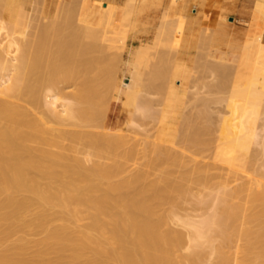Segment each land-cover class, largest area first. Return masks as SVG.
I'll list each match as a JSON object with an SVG mask.
<instances>
[{
    "label": "bare ground",
    "instance_id": "6f19581e",
    "mask_svg": "<svg viewBox=\"0 0 264 264\" xmlns=\"http://www.w3.org/2000/svg\"><path fill=\"white\" fill-rule=\"evenodd\" d=\"M52 2L0 0V264H264V171L251 165L264 148V131L258 130L264 116L257 121L264 109L249 104L253 95L264 98V58L255 56L264 49V18L258 19L264 0L254 2L252 25L244 23L246 52L239 70L232 66L235 55L221 50L233 37L222 0ZM26 14L32 16L23 23ZM210 24L218 47L207 55L216 57L212 61L219 62L224 79L211 62L210 74L217 68L214 75L222 78L209 88L225 90L229 73L247 81L239 89L245 90L241 106L243 98L233 106L227 95L217 96L232 104L229 114L235 118V129L228 110L218 118L217 130L228 122L223 128L235 132L228 135L220 127L228 135L221 144L229 145L224 150L219 144L224 152L211 150L216 157L220 150L214 159L223 154L224 161L231 146L234 154L219 168L225 175L210 169L212 154L200 162L194 153L186 157L159 142L173 144L178 121L189 118L180 117L188 93L194 92L192 102L214 96L190 88L197 77L191 65L202 53L200 36ZM195 66L201 69L199 62ZM157 93L163 104L158 126L167 131L149 147L143 138L109 126L112 105L127 107L133 122L131 113L147 115L150 109L146 94ZM98 104L104 110L97 111ZM203 112L192 113L201 119ZM191 127L177 139L196 153L216 139V132L211 137L207 131L206 141L201 127ZM207 145L203 151L213 147ZM214 172L219 181H211ZM191 196L194 206L202 202L211 210L181 212ZM36 232L42 235L32 236Z\"/></svg>",
    "mask_w": 264,
    "mask_h": 264
},
{
    "label": "rangeland",
    "instance_id": "374dc122",
    "mask_svg": "<svg viewBox=\"0 0 264 264\" xmlns=\"http://www.w3.org/2000/svg\"><path fill=\"white\" fill-rule=\"evenodd\" d=\"M57 0H55V2H56ZM242 2V0H222V4L223 5H225L226 6V13H227V19H226V23H227V30L230 32V33H232L233 34V37H230V38H227V40H225V42H223V44H222V47H221V50L224 52V53H233L235 56H234V60H233V62H232V66H233V68L235 69V70H239L240 68H242L243 66H244V59H243V57H244V54H245V52H246V45H245V38L243 37V36H241L242 35V32L244 31L243 30V28L246 26V24H244V23H246V21H247V24L249 23V24H251L252 25V21L253 20H255L254 19V17H255V15H254V17H253V14L252 13H254V12H256V14H257V12L258 11H255V9L252 7V8H249V10L251 11V16H250V18H249V20H247L245 17H243L242 16V13L239 11V6H241V2ZM55 2H52V7L53 6H55L54 4H55ZM225 2V3H224ZM254 2H255V0H254ZM253 6H254V4H253ZM263 10H264V8H263ZM262 10V12L261 13H259V15H258V19L260 18V20L262 19V18H264L263 17V13H264V11ZM255 14V13H254ZM31 16L32 15H29V14H26L25 15V18H24V21H23V23H26L27 21H29V19L31 18ZM232 20V21H231ZM241 20V21H240ZM228 21H230V22H228ZM245 21V22H244ZM157 22V17H154V20H153V24L154 23H156ZM241 22V23H240ZM252 22V23H251ZM22 23V24H23ZM209 27L210 28H207L208 30V32H203V34H201V36H200V43H201V46H203V47H201L200 48V50H201V52L202 53H200L199 55H197L196 56V58H198L197 60H199L198 62H199V69L200 70H198L197 68H198V66L196 67L195 66V64H197L198 62H193V61H197V60H189V63H191L192 64V62L194 63L193 65H191L192 67H193V69H194V77L195 76H197V77H195L193 80H192V83H191V85H193V87L191 86L190 88H194V90L193 91H195L196 92V90H198L197 92L198 93H200V95H205V96H208V95H211L210 93H212L214 96L212 97V99L213 98H215V99H217L218 101H216V100H211L210 101V96H209V98L208 99H206V100H208V101H206V100H200V99H195L193 102H192V100L195 98V97H192V96H194V92L192 93L191 91H192V89H190L189 88V92H191V94L190 93H188V96L186 97L187 99H185L186 101H185V106H186V104H187V106L188 107H186V108H188L189 110H187V109H185V106L183 105V110H185L186 112H184V113H182L183 112V110H181V113H182V116L180 115V113L178 114V119H179V115H180V117H181V120L183 121V120H185V118L184 117H189L190 118V122H196L195 124H193V123H191V124H189L190 122L188 121V119L189 118H187V120L185 121V123H183V122H181L180 120L178 121L179 122V125H178V127H176V129H174V130H177V128H178V130H180V131H175V133H177V134H175L174 135V143L173 144H170V143H167V142H162V141H159L162 145H168V146H171V147H173V149L174 150H176V151H178V152H180V153H182L183 155H185L186 157L187 156H189V155H191L192 153H194L195 154V157H196V159H198L200 162H208V160L210 161V157L211 156H213V159L217 156V154H216V152H217V150L216 149H214V147L215 146H218V147H220L219 146V144H221V142L223 141V142H225V140L227 141V136L229 135V133L231 134V132H232V130L231 129H229V130H226L227 128H229L228 126H230V125H232V124H234L233 122H235V120L233 121V119H235L233 116L234 115H232V117L233 118H231L230 116H231V114L233 113L232 112V108H230V106L232 107V104L233 103H235L236 102V100L237 99H240V98H243V99H240V100H242V101H240V100H238V106L240 105H242L243 103L242 102H244V96H239V95H243V94H241V93H243L242 91H244L245 92V90H240L239 91V89L240 88H242V89H245V86L247 85V81L246 80H241V78L239 77V75L237 74H232V73H229V74H226L225 75V80L224 81H226L225 83L228 85V86H226L225 85V90H228V91H226L225 92V90H223V91H220L221 89H223V87H221V89H219L217 86V89L216 88H213V89H210L209 88V84L211 85V83H213V82H218V81H220V79L224 76V74L222 73L221 74V72H220V69H221V65L220 64H218L219 62H217V61H212L213 59H215L216 57H214L213 55H210V56H208L207 54H208V52L209 51H211L212 49H214V48H217L218 47V44H216V43H214V42H212L211 41V36H212V32H211V29H212V25L210 24L209 25ZM232 30V31H231ZM210 31V32H209ZM255 56L256 57H259V59H262V58H264V49L263 50H261V51H259V52H257L256 54H255ZM203 57V58H202ZM200 58H201V60H203L204 62H205V64H203V61H201L200 60ZM208 58H210V59H208ZM206 59H208V60H206ZM202 62V64H201V62ZM207 62V63H206ZM209 62V63H208ZM213 64H212V63ZM262 62H264V61H262ZM214 63H215V65H214ZM208 64V65H207ZM209 64H212L213 65V67L214 66H218V69H219V71H217V72H220V75L222 76V77H220V75L218 74V76H215L214 75V72H215V74H217V72L215 71L217 68H213V72H212V74H210V68H209ZM203 65H205V67L206 68H208V70H209V72L206 70V71H204L205 69H203L202 67H204ZM195 66V67H194ZM117 68V67H116ZM96 69H97V67H96ZM217 69V70H218ZM195 70H197V71H200V72H197V73H199V74H197L196 72H195ZM203 74V77H201L200 76V74ZM201 74V75H202ZM209 74V77L208 76H204V75H208ZM230 74H232V75H230ZM212 75H214L213 76V79H211L210 80V78H212ZM232 76V78L231 79H233V80H228V79H230V76ZM241 77H243V75L241 76ZM219 79V80H216V79ZM226 78H228V79H226ZM238 78H240V79H238ZM197 79V80H196ZM223 79H224V77H223ZM207 80H208V82H207ZM195 81V82H194ZM199 81V82H198ZM223 81V82H224ZM237 82V83H235V82ZM197 82V83H196ZM222 82V83H223ZM229 84H228V83ZM231 82L233 83L232 85H231ZM193 83H195L196 84V86L193 84ZM203 84V85H201V84ZM234 83L236 84V85H234ZM240 84V85H238V87H237V84ZM198 84V85H197ZM205 84V85H204ZM208 84V85H207ZM223 85V84H222ZM230 85V86H229ZM234 85V86H233ZM212 86V85H211ZM210 86V87H211ZM215 86V85H214ZM221 86V85H220ZM195 87H196V89H195ZM198 87V88H197ZM228 87V88H227ZM229 87H231V89L229 88ZM234 87V88H233ZM201 91H200V90ZM219 89V90H218ZM191 90V91H190ZM211 90V91H210ZM214 90V91H213ZM217 90L219 91V95H218V93H217ZM238 90V91H237ZM213 91V92H212ZM216 91V93H214ZM223 92V93H222ZM236 92H237V94H236ZM239 92V93H238ZM209 93V94H208ZM234 93V94H233ZM160 94V93H159ZM229 94H230V96H229ZM147 95V97L148 98H150V102H151V104L153 105V106H151V104H150V113H149V110H148V112L146 113L147 115H145V114H139V113H137V112H133V113H131L132 115V120H133V122L131 121L130 122V118H128V115L130 114L129 113V111L127 110V107L125 108V106H123V108H122V105L119 103V104H117V105H112V107L110 108V112H112V114H110V119H109V121H108V124H109V126H111L114 130L116 129V128H121V131L120 132H124V133H126V134H128L127 132H129V134H131V135H133V136H131V137H140L141 138V140H142V138H143V142L144 143H146V145L149 147L151 144H152V142L153 141H157V136L159 135V132L160 131H167V129H162L160 126H161V123H160V118L158 119V118H156V117H160V109H161V107H162V102H161V99H159L158 97H160V95L158 96V93L157 94H146ZM221 95H224L225 97H226V95H227V99L229 98V100H233V102L231 101L230 103H232V104H229L228 105V107L230 108H228L227 106H226V103L228 104V102L226 101V100H224V96L223 97H217V96H221ZM233 95V96H232ZM236 95H237V97H236ZM191 96V97H190ZM229 96V97H228ZM190 97V98H189ZM255 97L257 98V96H254L253 95V97H251L252 98V100H251V102L249 103V99H248V103L249 104H251L252 105V103H254L253 104V109H255V110H257V109H259V108H261V109H259V110H263L264 109V98L263 99H259V98H262V97H260L259 96V98L258 99H255ZM264 97V96H263ZM193 98V99H192ZM235 98H237L236 100H234ZM159 99V100H158ZM188 99L189 100H191V101H189L188 102ZM152 100V101H151ZM158 100V101H157ZM228 100V101H229ZM159 101L161 102V104L159 103ZM196 101V102H195ZM198 101V102H197ZM205 101V102H204ZM210 101V102H209ZM235 101V102H234ZM239 101H240V103H239ZM153 102V103H152ZM154 102H156V103H154ZM201 103V104H200ZM205 103V104H204ZM210 105H209V104ZM247 103V104H248ZM190 106H189V105ZM197 104V105H196ZM200 104V105H199ZM99 106H98V108L100 107V109H97V111L98 110H104V107H103V105H100V104H98ZM191 105H192V107H191ZM199 105V106H198ZM204 105V106H203ZM206 105V106H205ZM203 108V109H199V108H201V107ZM233 106H235V104H233ZM103 107V108H102ZM155 107V108H154ZM159 107V108H158ZM197 107V108H196ZM199 107V108H198ZM207 108V111H205L206 110V108ZM102 108V109H101ZM194 108V109H193ZM212 110H211V109ZM196 109H199V110H196ZM217 109V110H216ZM226 109V110H225ZM202 111V110H204V112H207V116L209 117H207L206 115L205 116H201L202 118L200 119V114L198 115L197 113H192V112H197V111ZM223 110V111H222ZM228 110V111H227ZM229 110H230V112H232L231 114H229L230 112H229ZM190 111H191V113H190ZM213 111V112H212ZM215 111V112H214ZM218 111V112H217ZM225 111H227V115H229V119L230 120H228V119H226V120H228V121H230L229 123H231L230 125L228 124V122H226L227 124H220V126H219V129L218 130H220L221 131V133L217 130V127H218V122L220 121L219 119L221 118L220 116H222L223 114V116H226V114H225ZM258 111V110H257ZM123 112L125 113V114H123ZM154 114H153V113ZM204 112H203V114H204ZM101 113L103 114V112H99L98 113V115H101ZM120 113V114H119ZM152 113V114H151ZM188 113H190L189 115H188ZM198 113H200V112H198ZM210 113V114H209ZM221 113V114H220ZM193 114H194V116H199V119L200 120H203L202 121V123L203 124H200L198 121H200L198 118H195V119H192V117L194 118V116H193ZM202 114V115H203ZM154 115H156L155 117H154ZM190 115L192 116V117H190ZM211 116V117H210ZM214 116V117H213ZM219 116V117H218ZM264 115H263V113H261V114H259V117H258V122H263V119H261L262 117H263ZM100 117V116H99ZM207 117V118H206ZM216 117V118H215ZM228 117V116H227ZM219 118V119H218ZM197 119V120H196ZM204 119H206V120H204ZM209 119V120H208ZM217 122V124H216V122L214 121V120ZM138 120V121H137ZM210 120H211V123H210ZM219 120V121H218ZM231 120L233 121V122H231ZM101 121H102V119L99 121L100 122V124H99V122H98V124L99 125H101ZM204 121H206V122H204ZM212 121H213V123H212ZM125 122H126V124H125ZM158 122V123H157ZM177 122V123H178ZM188 122V124L190 125V126H192L191 128H192V130L193 131H197V129L199 128V127H201V128H199L200 129V132H201V130L202 131H204V134L205 135H207L206 136V141H207V137H210L209 136V134L211 135V137H212V134H214L215 132V135H214V137H212L213 139L216 137V139H214V140H212V142L214 141V143H216V144H212V142L211 143H209V142H207L208 144H211V145H207V144H204L203 146H204V148L203 149H205V146L207 145L208 147H210V146H213V147H210L209 149H207L206 148V150H204V151H206V152H204L203 151V149H201L202 151H199V152H197L196 153V151H195V149H194V146L193 147H191V145H189L186 141H184V142H181L180 140H182L181 138H182V136H181V134L183 133H185V129L188 127L189 128V125L186 127V126H184V130H183V124L185 125L186 123ZM104 123V122H103ZM102 123V124H103ZM176 123V124H177ZM180 123H182L181 125H180ZM198 123V124H197ZM205 123V124H204ZM221 123V122H220ZM260 123H258V124H260ZM126 126H125V125ZM160 124V126H158ZM207 124V125H206ZM203 125H205V126H209L210 127V129H208L207 127L206 128H204L203 127ZM222 125V126H221ZM224 125V126H223ZM226 125H228L227 126V128H223V127H225ZM129 126V127H128ZM177 126V125H176ZM182 128H181V127ZM259 126V125H258ZM195 127L197 128V129H195ZM203 127V128H202ZM220 127H222L223 129H225L226 130V134H228V135H222V128H220ZM233 127V129H235V127H234V125H232L230 128H232ZM97 128H99V126L97 127ZM127 129V130H126ZM162 129V130H161ZM198 129V130H199ZM261 129H263V130H261ZM157 130H158V132H157ZM181 130H182V133H180L181 132ZM187 131L186 132H192V131H190L189 129H186ZM213 130V131H212ZM258 130H259V132L260 133H263V131H264V128H261V126L260 127H258ZM261 130V131H260ZM116 131V130H115ZM117 131H119V130H117ZM135 131H136V133H135ZM184 131V132H183ZM195 131V132H196ZM208 131V133L209 134H207L206 132ZM228 131H231V132H228ZM234 132H235V130H233ZM174 132V131H173ZM214 132V133H213ZM218 132V133H217ZM234 132H232V134L234 135ZM141 133V134H140ZM243 133V132H242ZM182 134V135H183ZM217 134V135H216ZM218 134L220 135L221 134V136H223V137H220L219 139H220V141L219 140H217V136H218ZM243 134H245V133H243ZM243 134H240V135H243ZM203 135V134H202ZM246 135V134H245ZM178 136H180V138L178 137ZM136 137V138H137ZM177 137H178V139H180V140H178L177 139ZM210 137V138H211ZM224 137H225V139H224ZM227 137V138H226ZM233 137V136H232ZM231 137V138H232ZM246 137L248 138V136L246 135ZM145 138V139H144ZM205 138V137H204ZM210 138H208V139H210ZM230 138V137H229ZM230 138V139H231ZM138 139V138H137ZM177 139V140H176ZM223 139V140H222ZM233 139V138H232ZM231 139V140H232ZM140 140V141H141ZM184 140V139H183ZM222 140V141H221ZM229 140V139H228ZM132 141V140H131ZM211 141V140H210ZM232 142V141H231ZM231 142H227V143H230V145H231ZM184 143H186V144H184ZM226 143V142H225ZM221 144L222 145V147L224 146H226V145H229V144ZM218 144V145H217ZM186 147H185V146ZM176 146V147H175ZM255 146H258L259 148H260V145H258V144H256ZM217 147V148H218ZM222 147H220L221 148V150H222V152H224V150H226L224 147V150L222 149ZM176 148V149H175ZM213 148V149H212ZM219 148V149H220ZM226 148H228L229 150H228V153H227V160L226 159H224V161H221L222 160V158L224 157V155L222 154V158L220 157V159L221 160H217V159H219V156H221V151L219 152L218 151V157H216L217 159H214V161H212V157H211V161H210V163L211 162H213L212 164H213V166L210 168V169H214V167H217V173L216 172H214V174L216 175H220V174H222L221 172H223V171H221V169L223 168V167H225V166H227V163H228V156L230 155V154H234L233 152H230V148H231V146H230V148L229 147H226ZM208 150L209 151H213V150H216V152H215V154L211 151V153L209 152V153H207L208 152ZM264 148L262 149V151H261V154H262V156H261V159H260V157H259V159H256V160H254L255 161V163H254V161H252L250 164L253 166H257L258 168L260 167V168H263V169H261L262 171H264V165H262L261 166V164H263L262 162L264 161L263 159H264ZM200 152H202V153H200ZM236 152V151H235ZM263 152V153H262ZM206 154V155H205ZM207 154H209L208 156H207ZM210 154H212L211 156H210ZM214 154V155H213ZM220 154V155H219ZM202 155H204V156H202ZM202 156V157H201ZM207 157H209V158H207ZM200 158H202L201 160H200ZM207 159V160H206ZM197 160V161H198ZM215 160L217 161V163L215 162ZM258 160H259V162H258ZM226 161V162H225ZM260 161H261V163H260ZM214 162H215V164H214ZM222 162H224V163H222ZM257 162V163H256ZM259 163V164H258ZM218 164H225V165H218ZM248 165H249V163H247ZM246 165V164H245ZM253 166V167H254ZM221 167V169H219ZM249 167V166H248ZM256 167V168H257ZM175 168H177V169H182V166L180 167V166H175ZM185 167H183V169H184ZM251 168V167H250ZM255 168V167H254ZM259 168V169H260ZM213 169H212V171H213ZM219 170L221 171L220 172V174H219ZM225 172H226V170L225 169H223ZM210 171V170H209ZM214 171H215V169H214ZM154 172H157V170H155ZM211 172V171H210ZM225 172H223V174L225 175ZM212 173V172H211ZM213 174V175H214ZM222 174V175H223ZM214 176V177H216L217 178V180H215L216 178H214V180L212 179L211 181L212 182H214V181H219L220 179H221V176H220V179H219V176ZM236 184V182L235 181H232V182H230V184H229V186L231 187V186H234ZM194 190H196V189H194ZM209 189H207V188H203V192H207ZM214 192V191H213ZM188 196H190V195H188ZM192 199H195V198H193L192 196H191V198L189 199H185V200H183L182 201V205H183V207H184V209L183 208H181L180 209V211L181 212H184L185 210H187L189 213H193L194 215H196L197 213H199L200 214V212L202 211V213L204 212V211H206V209H207V211H210L211 209L208 207H206V209H203V206L205 205H203V203L202 202H200V203H197V205H198V208H197V210H196V207H197V205H193V201H192ZM193 205V206H192ZM203 205V206H202ZM202 207V208H199V207ZM194 207H195V210H194ZM193 209V210H192ZM184 210V211H183ZM192 210V211H191ZM187 211H185V212H187ZM197 212V213H196ZM195 219L196 218H198L199 216H193ZM40 235H42V233H40V232H36L35 234H33L32 236H34V237H39Z\"/></svg>",
    "mask_w": 264,
    "mask_h": 264
},
{
    "label": "crops",
    "instance_id": "0c3cea01",
    "mask_svg": "<svg viewBox=\"0 0 264 264\" xmlns=\"http://www.w3.org/2000/svg\"><path fill=\"white\" fill-rule=\"evenodd\" d=\"M241 2V1H240ZM254 0H242L241 6H239V11L242 13V16L249 20L251 16V11L249 8H252Z\"/></svg>",
    "mask_w": 264,
    "mask_h": 264
}]
</instances>
